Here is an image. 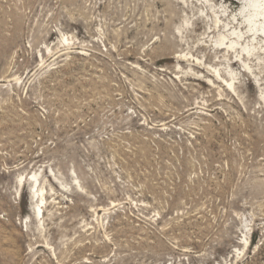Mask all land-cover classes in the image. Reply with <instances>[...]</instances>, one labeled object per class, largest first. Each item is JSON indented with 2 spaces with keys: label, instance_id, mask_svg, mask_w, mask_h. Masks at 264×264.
<instances>
[{
  "label": "rangeland",
  "instance_id": "1",
  "mask_svg": "<svg viewBox=\"0 0 264 264\" xmlns=\"http://www.w3.org/2000/svg\"><path fill=\"white\" fill-rule=\"evenodd\" d=\"M242 8L0 0V264H264V38Z\"/></svg>",
  "mask_w": 264,
  "mask_h": 264
},
{
  "label": "bare ground",
  "instance_id": "2",
  "mask_svg": "<svg viewBox=\"0 0 264 264\" xmlns=\"http://www.w3.org/2000/svg\"><path fill=\"white\" fill-rule=\"evenodd\" d=\"M240 1L243 4V8H242V10H240L241 13H240L239 16H240V18H242L244 20V23L249 28V33H252L253 36L258 35V36L264 38V0H240ZM227 4H228V2H227ZM228 14H230V13L228 12ZM225 15H227V14H225ZM243 20H242V22H243ZM242 34L244 35V32H242ZM240 37H242V36L241 35L238 36V39H240ZM224 40H225V37H223V40L221 41V43H223ZM236 40L237 39H235V41H232L231 44L229 46H227V47L228 48H233L234 45H238L239 42L236 41ZM263 41H262V43H263ZM32 178H35V176H33ZM26 180H28V179H26ZM36 181H35V183H36ZM20 182H23V179L22 178H21V181ZM37 194L34 193V191H31V199H32V203H31L32 209L31 210H32L33 215L35 217H38V216H40L42 214V209L40 208V204L45 201V199L42 198L40 200V202H37V204L34 205V200L36 199Z\"/></svg>",
  "mask_w": 264,
  "mask_h": 264
}]
</instances>
